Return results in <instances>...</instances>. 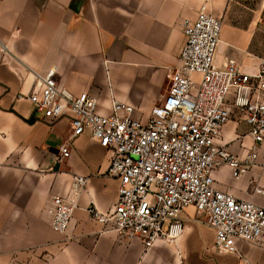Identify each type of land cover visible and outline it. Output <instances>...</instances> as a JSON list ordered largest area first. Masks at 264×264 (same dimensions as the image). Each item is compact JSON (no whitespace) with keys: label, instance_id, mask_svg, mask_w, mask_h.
I'll return each mask as SVG.
<instances>
[{"label":"crops","instance_id":"1","mask_svg":"<svg viewBox=\"0 0 264 264\" xmlns=\"http://www.w3.org/2000/svg\"><path fill=\"white\" fill-rule=\"evenodd\" d=\"M223 0H0V264H264V241H237V253L220 252L215 230L195 208L181 216L174 242L146 249L140 240L104 232L89 209L106 213L119 181L108 175L113 151L89 134L70 140V119H45L28 97L38 77L55 70L59 87L99 98L98 111L118 100L147 121L162 102L185 44L183 22L202 6L213 14ZM226 41L221 39L219 55ZM70 143L71 156L59 162ZM245 157L254 140L237 111L218 140ZM76 177L87 179L78 196ZM214 187L264 208V143L258 164L240 179L222 166ZM76 199L65 234L52 229L53 198Z\"/></svg>","mask_w":264,"mask_h":264},{"label":"built area","instance_id":"2","mask_svg":"<svg viewBox=\"0 0 264 264\" xmlns=\"http://www.w3.org/2000/svg\"><path fill=\"white\" fill-rule=\"evenodd\" d=\"M222 28L206 5L195 21L183 22L179 66L170 73L167 94L145 122L135 118L133 106L118 100L110 114H101L98 97L61 89L55 70L38 77V90L28 97L37 113L52 121L67 117L70 140L89 134L113 151L108 175L119 181L117 202L106 213L89 209L104 232L140 240L148 250L159 240L174 242L183 230L181 216L195 208L215 230L220 252L237 253L238 240L264 241V208L214 187L213 173L222 166L234 179L246 176L258 164L264 143V56L254 73L243 71L233 59L218 63ZM234 110L254 140L243 158L218 143ZM70 156L67 142L58 160ZM86 184V178L76 177L73 192L79 196ZM77 208L76 199L53 198L54 232L68 231Z\"/></svg>","mask_w":264,"mask_h":264},{"label":"rangeland","instance_id":"3","mask_svg":"<svg viewBox=\"0 0 264 264\" xmlns=\"http://www.w3.org/2000/svg\"><path fill=\"white\" fill-rule=\"evenodd\" d=\"M213 15L222 21L221 39L227 43L219 61L233 59L254 73L264 56V0H223Z\"/></svg>","mask_w":264,"mask_h":264},{"label":"bare ground","instance_id":"4","mask_svg":"<svg viewBox=\"0 0 264 264\" xmlns=\"http://www.w3.org/2000/svg\"><path fill=\"white\" fill-rule=\"evenodd\" d=\"M220 47V46H219ZM219 52V51H218Z\"/></svg>","mask_w":264,"mask_h":264}]
</instances>
